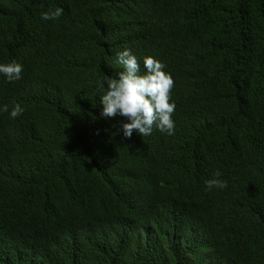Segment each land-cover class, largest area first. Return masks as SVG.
<instances>
[{
    "label": "trees",
    "instance_id": "1",
    "mask_svg": "<svg viewBox=\"0 0 264 264\" xmlns=\"http://www.w3.org/2000/svg\"><path fill=\"white\" fill-rule=\"evenodd\" d=\"M57 8L58 19L41 18ZM125 49L139 75L152 57L174 81V134L153 126L142 140L172 196L139 208L128 190L116 197L112 176L101 188L93 156L79 165L73 152L84 136L73 129L97 127ZM13 61L21 79L0 74V109L6 98L24 112L3 116L0 264H210L215 241L224 253L244 247L232 252L239 264H264V0H0V64ZM116 117L122 130L129 121ZM131 157L124 145L128 172ZM217 170L227 187L208 191ZM200 202L215 207L211 219ZM185 209L211 239L174 233Z\"/></svg>",
    "mask_w": 264,
    "mask_h": 264
},
{
    "label": "clouds",
    "instance_id": "2",
    "mask_svg": "<svg viewBox=\"0 0 264 264\" xmlns=\"http://www.w3.org/2000/svg\"><path fill=\"white\" fill-rule=\"evenodd\" d=\"M62 12L63 9L60 8L55 11L49 10L42 13L41 18L55 20L62 15ZM117 63L122 66L123 71L118 73V78L107 82L108 90L100 100L103 111H99L98 118L93 120L97 127L90 129L84 124L73 129L82 130L84 134V136H79L74 140L73 152L79 165L85 158L93 156L94 160L89 172H94L98 177L100 176L101 188L104 183V176H112L116 197L118 198L120 192L128 190L137 200L136 207L139 208L150 204L159 193L164 194L159 197L157 203L172 196L167 190H163L169 187L171 183H168L166 187L157 184L154 177L156 175V163L150 160L142 140L143 136L152 134L153 126L167 135L174 134L175 124L172 120V114L176 105L169 102L174 81L170 74L163 71L165 65L152 57L144 59V68L147 71L145 75H139L140 65L128 49L118 53ZM22 70V65L15 61L9 64H0V74H3L8 82L21 79ZM99 87L103 89V81L99 83ZM0 110L2 111V115H0V150H2L1 146L6 141L8 134V124L3 122V116L10 114L11 118L17 119L18 116L22 115L24 109L16 102L5 98ZM116 115L129 121L125 120L127 123L122 125L123 131L121 130V120L124 119L118 118ZM124 145H130L132 172L125 170L122 162L119 161ZM28 162L30 168L32 165L30 174L34 175L33 166L35 162H40V160L33 156L31 159L28 157ZM221 175L222 173L217 170L214 173V178L205 182L208 191L213 188L224 189L227 187V182L219 179ZM87 180L85 179L83 184ZM52 183L54 184L52 186L55 187V180ZM71 184L76 185L75 182H71ZM76 192L84 191L78 189ZM196 205L201 214L211 219L210 215L215 209L212 203L200 202ZM170 222H172L171 228L174 233L180 238L190 241L204 236L211 239L207 234L190 229V218L186 209L178 211L177 216ZM178 227L183 228V230H177ZM220 230L225 236L233 237V234L227 229L220 227ZM215 244L216 249L210 257V264H239L232 258V252L244 247H234L231 248L230 252L224 253L222 251L224 245L218 241H215Z\"/></svg>",
    "mask_w": 264,
    "mask_h": 264
}]
</instances>
